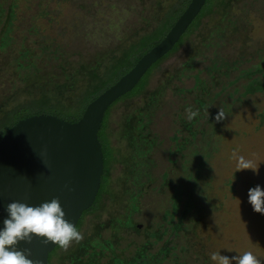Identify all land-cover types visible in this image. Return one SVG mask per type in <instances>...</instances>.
Here are the masks:
<instances>
[{"label":"rangeland","instance_id":"obj_1","mask_svg":"<svg viewBox=\"0 0 264 264\" xmlns=\"http://www.w3.org/2000/svg\"><path fill=\"white\" fill-rule=\"evenodd\" d=\"M190 2L191 0L175 1L168 6L170 14ZM218 2L219 0H209L206 10L209 6L211 9L216 8ZM50 3L54 9L59 7L61 14L51 27L47 26L43 18L35 20V27L45 26V33L56 44L61 45L63 58L68 60L65 67L71 73H74L80 63L86 61L84 71H88L92 65L98 68L102 76L108 59L98 57L97 51L103 48H117L121 51L128 46L126 53L131 54L141 46L144 38L138 37L129 45L133 37L140 32H151L161 8L158 5L159 0H64L61 4L52 0ZM235 8L229 10L225 21L219 18L224 14H219L220 16L217 15L210 21L209 18L205 19L201 29L202 36L199 37L196 33L191 35L193 46L184 45L151 78L148 87L150 92L158 82H168L169 76L172 77L176 72L173 68L177 64L184 66L183 63L190 56H194V71L188 69L190 78L178 85L192 88L194 93L200 95V89L204 87L206 91L203 93L208 92L209 106L201 116L198 115L194 132L184 133L185 137H189L185 138L184 151L180 150L176 155H171L170 150L174 151L176 148L171 149L170 137L177 136L176 131L181 130V126L188 121L186 109L190 107L187 105H192L193 102L179 101L173 96L172 90L167 88L156 105L158 108L153 118L152 114L150 116L151 121L153 120L151 129L158 135L160 142L159 147H154L152 151L153 159L157 163L154 178L158 182L153 183L146 192L145 186L139 187L143 178L138 168L132 176L139 183L134 181L132 184H125L122 179L123 168L114 167L110 192L102 197L99 210L92 215H83L77 227L83 234V240L79 243L73 242L66 250L61 248L57 252L58 245L50 255L55 257L53 264H70L71 259L68 257L74 256L79 244H85L88 236L95 244L98 240L97 234L101 238L95 259L105 251L109 256L125 260V254H131L135 245L141 247L138 243L147 233L146 229L150 231L157 226H162L164 234L161 240L157 241L151 236L148 241L153 244L151 255L159 252L165 254L160 264H214L210 259L214 252H219L229 258L232 264H236L233 258L246 251H252L264 264V215L256 213L248 202L250 189L259 185L264 190V92H247L248 77L239 75L240 72L256 71L251 76L254 80L264 74L257 73L262 70L264 58V0H239ZM83 9L88 10L86 18L81 12ZM38 11L35 4L33 9H28L22 2V23L30 26ZM218 23H232L236 28L235 33L231 27L227 34L220 33L222 26L219 25L216 30L220 34L211 35L210 32ZM242 23L246 32L240 27ZM187 32L180 42L189 35ZM31 38L35 41V35H31ZM3 59L4 79L0 80V87H4V94H8L16 88L10 78V57L0 51V60ZM209 67L212 73L208 72ZM45 69L49 73L58 72L52 65ZM180 71L183 72V69ZM195 75L203 80V87L196 86ZM233 80L237 81L234 84L228 82ZM42 87L49 89L50 85L44 82ZM235 88L239 89V98L232 96ZM80 92L81 90L75 93V96L68 95L65 99L64 105L67 108L73 107L67 112L71 110L77 114L83 109L84 101L79 100ZM127 103L129 109L125 108L124 104ZM135 108L136 102L130 99L117 104L114 110L106 113L107 119L110 118L107 131L113 145L117 151H122L128 163L132 152L125 148L126 143L124 147L119 138L123 136L120 132L123 127L121 121L125 112H133ZM204 109L202 104L198 111ZM219 109L223 110L226 119L217 123L215 117ZM234 152L237 157L242 155L253 160L259 167L258 173L252 170L237 171ZM182 160L184 174L180 164ZM145 166L149 167V163ZM196 170L199 173L198 179L189 176V172L194 175ZM176 173L179 177L184 175V191L187 192L181 196L178 206L171 198L172 191L166 188L169 180L165 179V174L169 178ZM128 192L132 193L128 196ZM134 193H138V196ZM134 205L137 206L136 209ZM165 213L167 214L164 217ZM129 220L130 225L127 224ZM138 225L141 228L138 229ZM110 259L111 257H106L104 262Z\"/></svg>","mask_w":264,"mask_h":264},{"label":"trees","instance_id":"obj_2","mask_svg":"<svg viewBox=\"0 0 264 264\" xmlns=\"http://www.w3.org/2000/svg\"><path fill=\"white\" fill-rule=\"evenodd\" d=\"M51 1L52 0H0V51L6 53L7 57H10V78H12V85L16 88V90H11L10 93L4 94V87H0V140L8 129L13 127L20 120L32 115L52 114L70 122L78 121L89 103H91L101 93L115 84L122 76L127 74L145 53L157 45L166 36L175 21L184 12V10L187 8L186 6L188 5L187 3V5L183 8L179 10L177 8L172 14H170L168 6L177 0H159L160 3L158 5L161 8L158 11L159 17L155 23V27L152 28L151 32H140L137 33V36L133 37V40L129 45L134 43L138 37L144 38L142 40L141 46L137 47V49H135L131 54L126 53L125 49H127L128 46L123 48L121 51L117 48L113 50L110 48H103V50L97 51V54L99 55L98 57H104L108 59V65L104 75L102 76V74L98 72V68L92 65L89 66L90 69L88 71H84V68L87 66L86 61L80 63L74 69V73H71L65 67V64L68 62V60L63 58L64 51L62 50L61 45L56 44L50 35L45 33V26L42 25L40 28L35 27V20L39 18H43L46 21L47 26L51 27L52 23L56 22L57 16L61 14V9L59 7L54 9L51 6ZM62 1L64 0H56L58 4H61ZM22 2L27 5L28 9H33L34 4L39 8L37 15L33 16V21H31L30 26H26L22 23V18L20 16ZM237 3H239V0H219L216 8L211 9L209 6V9L206 10L207 6L209 5V0H207L206 5L202 9L201 13L197 16L196 20L193 21L191 27H189L190 29L188 28L187 33L189 35L186 37V39L184 41L182 40L183 42L179 41L170 53L157 61L148 70L146 75L133 91L120 98V100L115 102L110 107L109 110L111 112V110H114L117 104L121 102H128L130 99L136 102L137 108H135L133 112H129V120L127 124L121 129V132H123L124 135H127L130 126L134 123L135 117L136 120L139 117H145V112L147 111L149 105L151 107V105L154 103L155 107H157L156 105L158 104V100L163 98L164 94L162 93L167 88L172 90L173 96L179 101L184 99V101L188 102L189 100L193 99L194 102L198 100L199 103L206 104L207 107L209 106V104H207L208 92L203 93L206 90L202 86L203 80H201L198 75H195V79H193L196 86L203 87L200 89L201 95L199 93H194L192 88H182L178 85L180 82H184L186 79L190 78L189 71H194L196 67L192 64L194 61V56H190L188 60L183 63L184 66L177 64L173 68V70L176 72L172 74V77L169 76L167 83L158 82L156 87L151 92L148 90V87L150 86L151 78L154 76V74H156L158 69H161V66L165 61H167L175 53H178L179 50L184 47V45L191 44V46H193L190 40L193 33H196L199 37L202 36L201 29L203 28L205 19L209 18L210 21L211 18H214L217 15L220 16L219 14H224L219 18L225 21L224 19L229 15V10L235 8ZM81 12H83V17L86 18L85 15L88 14V10L83 9ZM216 21L218 22V20ZM219 25L222 26V31L220 33L227 34L228 28L230 27L233 28L232 30L235 33L236 28H234L232 23L231 25L218 23L216 24L215 29L210 32L211 35L220 34L216 30ZM19 27H21V30ZM240 27L244 29L245 32L247 31L243 27V23ZM31 35H35V41L32 40ZM210 36L208 38H210ZM211 39L212 36L210 41ZM201 42L202 44L204 43V41ZM262 59V70L257 73L264 72V58ZM4 65V59L0 60V80L4 79ZM49 65L56 67L58 72L49 73L46 71L45 68ZM182 69L183 72L180 71ZM208 72L212 73L210 67ZM255 72L256 71L249 70L247 72H240L239 75L248 77V86L246 88L247 92H264V74H262L260 78L253 80L251 76ZM164 73L166 76L168 75V73ZM236 81L237 80L228 82L230 84H234ZM44 82L50 85L49 89L42 87ZM80 90L81 92L79 100L81 99L84 101L83 109L80 111L81 113L79 112L80 114L77 113V115L71 110L67 112V110L73 109V107L67 108L64 105L65 99L68 95L75 96V93H78ZM238 90V88H235L232 94L233 97L238 95ZM29 91L31 93H29ZM237 98H239V96H237ZM124 105H126V109H129L128 103ZM127 112H125L123 116L127 114ZM109 120L110 118L107 119L105 116V120L99 132V139L103 145L105 158V169L102 178L101 189L97 200L94 203L95 206L93 205L92 208L85 211L83 215H92L96 213L97 210H99L102 197L110 192V182L112 181L111 174L114 167L118 168L115 165L117 162L121 164L124 163L122 166V179L125 180V184H132V180L134 179L132 174H134L136 168L126 161L125 155L122 153V151H120L119 160L115 161L111 157V143L105 137V131L108 130L110 125ZM146 121L147 119L144 118V122ZM144 139L148 140L146 138ZM153 148V144L147 141L146 149L144 141H142V146L139 147L138 151L140 153L142 152L143 154H149L153 151ZM151 161L154 160H144L140 163L142 164L143 168H145L147 167L145 164H150L152 163ZM131 176L132 178L130 179ZM189 176L194 179H198L199 173L197 170L195 171L194 175L193 172H189ZM144 178L145 176L143 177V180ZM186 193L187 192L185 191V194ZM188 196H190V193ZM134 208L136 209L137 206L134 205ZM81 220L82 218L80 219L77 227L79 226ZM130 223L131 222L129 220L127 224L130 225ZM59 249H61L60 246H58V249H56L57 252ZM49 258V264H53V259L55 257L50 256ZM157 262H159V259L154 261V264H157ZM144 264H147V262Z\"/></svg>","mask_w":264,"mask_h":264},{"label":"water","instance_id":"obj_3","mask_svg":"<svg viewBox=\"0 0 264 264\" xmlns=\"http://www.w3.org/2000/svg\"><path fill=\"white\" fill-rule=\"evenodd\" d=\"M207 0H191L166 36L115 84L70 122L52 114L32 115L8 129L0 140V229L12 202L39 206L59 200L65 219L77 227L99 194L104 154L99 132L110 107L141 82L148 70L170 53L201 13ZM57 245L33 236L16 247L34 264H48Z\"/></svg>","mask_w":264,"mask_h":264},{"label":"clouds","instance_id":"obj_4","mask_svg":"<svg viewBox=\"0 0 264 264\" xmlns=\"http://www.w3.org/2000/svg\"><path fill=\"white\" fill-rule=\"evenodd\" d=\"M188 120L199 115V111L186 109ZM226 119L222 109H219L215 117L217 123ZM237 171L252 170L258 173L259 167L251 159L244 156H236ZM248 202L256 213L264 215V190L258 185L248 192ZM8 217L3 220V228L0 229V264H34L25 251L17 249L20 242L30 243L33 236L43 238L44 243L59 245L67 249L73 242L83 240V234L68 220L65 219L58 199L44 202L39 206H29L26 203L12 202L7 205ZM210 259L214 264H232L229 258L219 252L212 253ZM236 264H262L261 260L252 251H246L243 255L233 258Z\"/></svg>","mask_w":264,"mask_h":264},{"label":"flooded vegetation","instance_id":"obj_5","mask_svg":"<svg viewBox=\"0 0 264 264\" xmlns=\"http://www.w3.org/2000/svg\"><path fill=\"white\" fill-rule=\"evenodd\" d=\"M160 100L161 99L158 100V103ZM183 101H184V99H183ZM191 101L193 102L192 106L191 105H187V106L190 107L193 111H198L199 106L202 104L199 103L198 100L194 102V100L192 99ZM203 105L205 106V109L202 111H199V116H201V114L208 109L206 104H203ZM157 108L158 107H155L154 103L151 105V107L149 105L147 111L145 112V117H144L147 119V121L144 122V118H142V117H139L136 120V117H135L134 123L130 126V129H129L127 135H124V133L122 132L123 136L119 137L121 139L122 143H124V147H125V143H126L125 148L131 150V152H132V155L130 156L129 161H130L131 165L136 168L134 173L137 172V168H138L142 174V178L145 176L144 180L142 179L144 183L143 182L139 183L138 181H136L134 179L132 180V182L135 181V182L139 183L140 188L145 186L144 191H146V192L152 187L153 183L158 182V180L154 178V170H155V167L157 166L156 165L157 163H155V161H151L152 163L149 164V167L143 168V166L140 162H143L144 160L153 159V155H152V152H150L149 154H143L142 152L140 153L138 151V149L140 146H142V141H144L146 149H147V141L151 142L153 144V147L158 148L160 145L158 135L154 134L152 129H151V124H152L153 120L151 121V119H150L151 114H152V118H153V115L156 112ZM128 114H129V112H127V114L122 116L121 123L123 126H125L129 120ZM197 120H198V116L193 118L191 121L188 120L187 122H185L183 124V126H181L182 127L181 130L176 131L177 136L174 135V136L170 137V140L172 143L171 149L173 147L176 148L174 151L170 150L171 155H173V154L176 155V153H178L180 150H182V152L184 151L185 138H189V137H185L184 133L185 132L193 133L194 128H195L194 123ZM105 133H106V135H105L106 139H108L111 143V146H110L112 148L111 157L113 160L117 161L120 159V151H117L115 149L110 133L108 131H105ZM142 134H144V135H142ZM143 137L148 139V140H145ZM179 138L181 139V141H179ZM157 140H158V142H157ZM102 148H103V145H102ZM103 154H104V150H103ZM104 163H105V158H104ZM144 163H146V162H144ZM123 164L117 162V164H115V165H116V167H122ZM180 164H181L182 171L184 174L183 160L181 161ZM104 169H105V165H104ZM103 175H104V173H103ZM165 177H166L165 179L169 180L166 183V188H168L172 191L171 198H173V200L176 203V206H178L181 196L183 194H185V191H184L185 190L184 189V175L179 177L176 173L175 176L172 175L171 177L168 178V174H165ZM102 178H103V176H102ZM131 178H132V176L130 177V179ZM130 193H132V192H128L127 195L129 196ZM139 193H142V190H139ZM134 194L136 195V197L138 196V193H134ZM147 195H148V193H147ZM166 214L167 213L164 214V217L166 216ZM137 228L139 229V228H141V226L138 225ZM146 231H147V233L144 234L143 238L138 243V244H141V247L139 248V246L135 245V250L132 251L131 254H125V260H121L115 256H109V255H107V253L105 251H104L102 256H100L96 259L94 258L96 250L100 245V238H101L100 234H97L98 240L95 242V244H93L91 242V240H90L91 237L88 236L85 239V244H82V242H81L78 246V250L76 251V253H74L75 255L68 257V259H71L70 264H144L145 262H147V264H152V261H157L159 259V262H157V264H160L163 261V259L165 258V256H164L165 254H163L162 252H159V253H156L154 255H151L152 252L150 251V249L153 247V244L150 243V241H148V238L152 236L157 241H160L161 237L164 234L162 231V226L154 227L150 231L147 228ZM82 254H83V257H80V255H82ZM86 255H87V258L85 259ZM106 257H111V259L108 260L107 262H104V259ZM49 261H50V258H49Z\"/></svg>","mask_w":264,"mask_h":264}]
</instances>
